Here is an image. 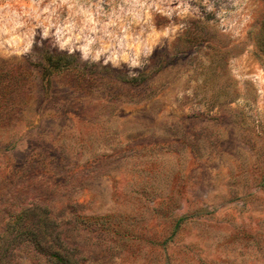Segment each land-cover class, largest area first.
I'll use <instances>...</instances> for the list:
<instances>
[{
  "label": "rangeland",
  "instance_id": "rangeland-1",
  "mask_svg": "<svg viewBox=\"0 0 264 264\" xmlns=\"http://www.w3.org/2000/svg\"><path fill=\"white\" fill-rule=\"evenodd\" d=\"M263 21L264 0H0V233L41 205L78 264H264Z\"/></svg>",
  "mask_w": 264,
  "mask_h": 264
},
{
  "label": "trees",
  "instance_id": "trees-1",
  "mask_svg": "<svg viewBox=\"0 0 264 264\" xmlns=\"http://www.w3.org/2000/svg\"><path fill=\"white\" fill-rule=\"evenodd\" d=\"M257 47L264 54V21ZM62 63L58 58L53 65ZM68 240L47 207H26L0 233V264H16L17 252L22 249L41 264H78V249Z\"/></svg>",
  "mask_w": 264,
  "mask_h": 264
}]
</instances>
